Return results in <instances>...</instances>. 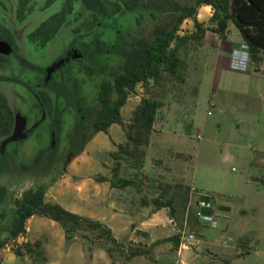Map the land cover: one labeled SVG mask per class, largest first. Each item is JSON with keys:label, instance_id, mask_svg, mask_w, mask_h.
Here are the masks:
<instances>
[{"label": "rangeland", "instance_id": "374dc122", "mask_svg": "<svg viewBox=\"0 0 264 264\" xmlns=\"http://www.w3.org/2000/svg\"><path fill=\"white\" fill-rule=\"evenodd\" d=\"M130 1L133 0H128ZM177 1L183 4L192 0ZM89 2L93 4V0ZM115 2L116 0H102L100 3L108 6ZM15 6L16 0H0V20L14 32L19 46L16 52L10 51L6 63L0 64V90L17 119L13 138L7 136L0 140V242L2 243L9 238L8 229L5 232L2 229L4 225L5 229L9 228L15 219L17 197L20 198L27 187H34L37 182H41V176H48L50 179L58 176L65 168L64 162L68 153L76 150L74 144L76 132H73L77 120L76 114L73 117L71 112L73 110L69 107L71 102L65 108L62 98L65 93L74 89V84L82 85L88 78L79 71L80 63H77L76 58L82 57V60L95 66H99L104 60L112 64L120 62V46L117 44L109 48L113 42L112 34L102 26L97 31L78 37L79 45L84 52L79 50L72 57L61 53L71 41V34L67 29L69 25L82 22V19L78 20L77 14L69 16L68 27L64 26L45 46L33 47L25 39L26 34L50 12L56 10L59 3L52 4L46 10L37 8L22 23L16 21ZM82 6V3L78 2L74 8L79 9ZM142 12L143 16L139 19L141 24L137 28H133L136 20L129 16L121 18L119 26L124 29L132 28L133 31L137 29L140 36L143 34L151 37L154 20L148 10ZM212 13L211 6L201 5L197 8L196 16L199 21L207 24ZM133 14L136 16V11ZM193 29L192 18H186L178 33L184 34ZM126 31H122L121 37L119 34L118 40L125 38ZM232 31L234 33V27ZM211 34L209 32V35ZM99 38L104 41L103 45L97 43ZM202 46V43L198 45L191 42L187 54L181 53L188 62L183 82L168 78L164 86L146 90L138 84L129 92L120 110L124 123L129 122L132 111L143 97L155 98L160 102V107L148 146L143 147L144 166L136 167L132 158L122 154L121 167L125 175L133 176L135 180L145 179L142 183L147 185L148 191L154 194L165 191V196L171 197L173 203L175 202L172 205L176 219L178 221L186 219L188 227L197 236H201L200 222L190 214L191 210L187 211V203H185V198L187 202L189 200L191 186H194L198 193L213 195L214 205L226 206L227 212H218L215 215L216 228L207 225L202 228L204 233L202 240L225 238L223 244L230 246L241 242L247 234V252L235 256L232 263L219 259L206 264H264V153L257 150L264 144V101L259 98L250 103L246 101L245 109H241L243 115L241 117L240 99L234 95L227 97L215 91L218 100L220 99V103L227 111L220 112L216 106H210L212 97L209 78L221 69L218 71L215 69L214 55H208L209 52ZM206 66H209L208 74H205ZM231 74L236 77L227 80L250 84L245 77ZM39 76L45 78L43 83L36 82L39 84L36 86L34 83ZM67 77L68 79L70 77L72 82L66 79ZM201 78H203L202 82H200ZM96 79L99 80L98 77ZM250 86L253 91L260 90L262 83H252ZM42 88L51 94V99L55 102L53 124L49 122L50 116L45 111L48 110L47 107L45 109L43 106L42 111L38 110V104L43 105L38 92ZM82 92L89 101H92L96 98L97 87L87 83L83 86ZM83 100L81 99L82 102ZM231 107H236L235 115L230 113ZM249 112L251 117L247 115ZM233 115L242 118L241 123H237ZM115 125L121 130V125ZM91 130L92 128L89 132ZM8 138L9 142H7ZM3 141L7 142L4 148L1 146ZM112 160L114 165L115 159ZM144 169L150 173L149 176L144 177ZM167 181L169 186L162 187L163 183H168ZM256 205H259L257 209ZM178 212L183 219H179Z\"/></svg>", "mask_w": 264, "mask_h": 264}, {"label": "crops", "instance_id": "0c3cea01", "mask_svg": "<svg viewBox=\"0 0 264 264\" xmlns=\"http://www.w3.org/2000/svg\"><path fill=\"white\" fill-rule=\"evenodd\" d=\"M232 27L235 28L234 33ZM209 32L212 34L209 35ZM243 41L241 33L232 21L228 22L224 36L216 31L206 30L202 40V48L216 59L215 69H221L209 78L212 97L209 105L216 106L220 112L227 110L220 103V99L218 100L216 92L227 97H238L240 114L241 109H245L246 101L250 103L257 98L264 101V70H260L253 63L242 72L234 71L229 66L232 49ZM262 41L264 42V39ZM212 67L213 65L210 71ZM208 68L209 66L205 67V74H208ZM231 73L245 77L250 84L262 83V88L253 91L249 83L231 82L227 79L236 77ZM202 81L203 78L200 79V82ZM230 109V113L235 115L236 107ZM249 114L250 112L247 113ZM234 115V120L241 123L242 118ZM115 124L117 123H112L105 132H95L83 149L66 163L58 176L53 179L41 176V182L27 188L43 184L46 201L57 202L73 213L106 225L111 230L116 245L112 247V244L96 237L95 233L87 229L76 230L68 235L54 219L33 214L24 221L25 244L30 243V248L27 249L25 244L23 249L10 248L8 243L13 237L9 236L0 246V264H206L219 259L232 263L235 256L247 252V234L241 242L230 246L223 244L225 238L204 241L203 223H200L201 236H197L198 244L189 249H182L181 231L185 220L179 212L177 216L183 220L179 222L176 219L173 214L174 206L172 205L171 209L168 205L170 197L165 196V191L155 194L148 191L147 185L142 183L145 179H137L135 183L126 185L112 184L114 161L111 153L126 141L123 128L120 130ZM257 150L264 153V144ZM122 168L119 170L120 177L133 178L125 175ZM144 173V177L150 174L145 169ZM168 184L169 182L163 183L162 187H167ZM258 207L259 205L255 206L256 209ZM214 209L215 214L227 212L226 206L223 205L215 204ZM35 241L40 243L39 246L34 244ZM107 247L111 248L110 252ZM39 252L41 254H38Z\"/></svg>", "mask_w": 264, "mask_h": 264}, {"label": "trees", "instance_id": "16d2710c", "mask_svg": "<svg viewBox=\"0 0 264 264\" xmlns=\"http://www.w3.org/2000/svg\"><path fill=\"white\" fill-rule=\"evenodd\" d=\"M53 1L44 0L42 6L46 7ZM35 2V0H17L15 16L19 22L33 11ZM74 3V0H64L60 11L47 17L28 33L29 41L45 44L60 28L66 9H70ZM201 5H210L213 8L207 24L199 21L196 16L197 8ZM157 6L162 8V12L157 17L153 16L151 37L141 35L133 38V42H127L122 50L121 64L111 67L109 77L102 85L101 104L96 109L93 119H90V127L84 128L79 133L74 143L76 150L68 153L64 166L83 149L93 134L90 133L91 131L105 132L112 123H117L124 130L126 143L119 144L117 150L111 153L115 159L111 182L119 185L135 183L134 178L119 176L121 155L125 154L132 158L138 168L143 165L145 155L143 147L149 143L160 102L153 97L141 98L132 111L128 123H124L122 119L121 107L125 104L129 92L133 91L138 84L150 90L151 87L164 86L168 78L183 82L188 62L181 53L187 54L191 42L200 45L206 30L216 31L224 36L228 22L232 21L249 46L251 63L260 66L264 49L262 41L264 39V0H192L183 4L177 0H158ZM186 18H192L194 29L180 34L179 28ZM2 24L0 22V36L3 35L10 41H14L13 33L5 29ZM12 126V110L6 98L0 95V136L7 135ZM44 191V185L38 184L35 188L24 190L21 197L15 200L16 215L10 236L14 237L24 232V221L33 214H39L57 221L68 235L76 230L87 229L95 233L96 237H101L112 244V247L116 245L111 230L106 225L73 213L57 202L46 201ZM172 203L173 199L170 197L168 205L171 209H173ZM190 214L193 216L192 213ZM2 244L1 242L0 246ZM34 244L39 246L40 243L35 241ZM30 246V243L25 244L27 249ZM107 249L108 252L111 251L110 247Z\"/></svg>", "mask_w": 264, "mask_h": 264}, {"label": "flooded vegetation", "instance_id": "af4514ba", "mask_svg": "<svg viewBox=\"0 0 264 264\" xmlns=\"http://www.w3.org/2000/svg\"><path fill=\"white\" fill-rule=\"evenodd\" d=\"M35 1H36L35 7L29 15H31L37 8L42 9V10H46L52 4L58 5V3H59V7L56 10L50 12L43 20H45L50 15L60 11L61 6L64 2V0H54L48 6L43 7L42 5H43L44 0H35ZM74 1H75V3L71 5L70 9H66V11L64 12L65 18H64L63 23L61 24L60 28L57 30V32H55L51 36V38L47 42H45V44H41V42H37V41H29L27 35L30 31L26 34L25 39H27L28 43L31 44L33 47H36V48L37 47H39V48L43 47L48 42H50L54 38V36L64 26L68 27V25H69L68 17L69 16H71L72 14H77L78 20L82 19V22L77 23V24H73L72 26L69 25L70 28L68 27L67 29L70 32L69 34H71V41H69L68 45L66 46V48L61 53L67 55L68 57H72L73 54L78 53L79 50L84 52L83 50H81L82 48L79 45L78 37L80 38V37H82V35H88V33L92 32L94 30L97 31V30H99V27H101V26L104 28V30H107V32H110L112 34L111 38H112L113 42L109 48H113L117 44H118L117 46H120V50H119L120 62L116 63V64L108 63L107 61L104 60L99 66H95L93 64L86 62L85 60H82L83 59L82 57L76 58V61H78L77 63H80L79 64V71L80 72L82 71L85 75H87L88 78L85 81V83H83L82 85L77 84V83L74 84V89H71L69 92L65 93L62 96L63 101L65 102V108H67L69 106L68 105L69 102H71L72 104L69 107H70V109L73 110V111H71L73 113V117L76 114L77 120L74 123V129H73V132H76V134H75L76 137L74 138V143H75L77 138H78L79 133L84 128L90 127V124H91L90 119L91 118L93 119V117L95 116L94 113H95L96 109L101 104V102H100L101 88H102V85L106 82L107 78L109 77L111 67H113V66L117 67L119 64H121V62H122V50L125 47V45L127 44V42L128 41L133 42L134 41L133 38L140 37V34L137 33V29H136V31L135 30L133 31L132 28H128V29L121 28L119 26L120 19L123 18L124 16L134 17V19L136 20V24H135V27H133V28L135 29V28H137V26H139L141 24L139 19H141V17L143 16L142 11L148 10L149 15L154 20L153 16L156 15V17H157L158 15H160L162 12V8L157 6L158 0H153V1L152 0H133L130 2H128V0H116V2L114 4L110 3L108 6H105L104 4L100 3V2H102V0H93V4H91L89 2L90 0H74ZM78 2H81L83 6L79 9H75L74 6ZM16 5H17V0H16ZM92 5H94L96 7H91ZM75 10H77V12H75ZM15 11H16V6H15L14 12ZM135 11H136V16H134V14H133ZM15 18H16V16H15ZM116 19H118V20L116 21ZM43 20H41L34 28H36ZM16 21L19 22L17 20V18H16ZM0 22L3 23L2 25L4 26L5 29H7L10 33L11 32L13 33V38H14V41H10L8 38L4 37L3 35L0 36V41L5 42L3 44L7 46L6 52H4V50H0V64H1V63H6V59L10 55L9 54L10 51L13 50V52H16L18 50L19 46H18L17 41L15 39L14 32L8 27L7 24H5L4 21L0 20ZM22 22H19V23H22ZM117 27H120V28L118 29ZM126 30H129V31H126ZM122 31H126L127 33L126 32L125 33L127 35L125 34V38L120 41V40H118V38H119L118 36L120 34V37H121ZM92 34L95 35V33H92ZM97 43L98 44L100 43L101 45H103L104 41H102V39L99 38ZM51 62H53V61H51ZM97 77L99 78V80L96 79ZM44 78H45L44 76L43 77L39 76L38 78H36L34 85L38 81H42V83H43ZM66 79H68V77ZM68 80L70 82H72V79H70V77ZM76 82H78V80ZM87 83H92L93 86H95V88L97 87L96 98L93 99L92 101H89L86 98L85 94H83V92H82L83 86ZM37 85H39V84H36V86ZM43 88H45V87H43ZM43 88L39 89V91H38L39 96L41 98V101L43 102V105L38 104V107H39L38 110L42 111L44 109V107H45V109L47 107L48 110H45V111H47V114L50 116L49 122L51 124H53L52 122L55 120V118H54V116H55V107H54L55 102L52 101L51 94ZM0 95L4 96L2 90H0ZM56 98H58V96ZM81 99H84L83 102L81 101ZM84 101H85V104H84ZM88 102H94V103H88ZM8 104H9V102H8ZM9 106H10L12 113H13V126H14V121H15L16 115H15V112L13 111L10 104H9ZM84 116H85V121H84ZM82 122H84V123L81 124ZM13 126H12V128H13ZM12 128H11V131H12ZM11 131L7 135H1L0 140L9 136ZM15 215H16V213H15ZM14 221H15V219L12 221L9 228L7 227L5 229V225L3 226L2 231L4 230L3 232H5L8 229L7 232L9 233V236H10V231L14 225Z\"/></svg>", "mask_w": 264, "mask_h": 264}, {"label": "built area", "instance_id": "2783aa9c", "mask_svg": "<svg viewBox=\"0 0 264 264\" xmlns=\"http://www.w3.org/2000/svg\"><path fill=\"white\" fill-rule=\"evenodd\" d=\"M263 59L259 66L260 70H264V49L262 51ZM251 63L249 55V46L243 41L237 47L233 48L230 53L229 66L233 70L245 71ZM187 211L191 210L193 216L199 221L211 228L217 227V220L215 217V209L213 202V195L198 193L195 187L191 186L189 200L187 202ZM209 211L205 212L204 210ZM199 239L195 232L191 230L186 222H184V227L181 231V241L180 247L182 249H189L196 246ZM25 244V233L20 232L16 236L10 239L8 246L10 248L19 250L23 249Z\"/></svg>", "mask_w": 264, "mask_h": 264}, {"label": "water", "instance_id": "95a60500", "mask_svg": "<svg viewBox=\"0 0 264 264\" xmlns=\"http://www.w3.org/2000/svg\"><path fill=\"white\" fill-rule=\"evenodd\" d=\"M3 43H5V42H2V41H0V50H4V52H6V48H7V46L6 45H4ZM16 128H17V119H16V117H15V121H14V126H13V128H12V131H11V133H10V138H13V133L16 131ZM8 136V137H9ZM8 141L7 142H9V138L7 139ZM11 140V139H10ZM7 142H4L3 141V143H2V147L4 148V146H5V144L7 143Z\"/></svg>", "mask_w": 264, "mask_h": 264}]
</instances>
